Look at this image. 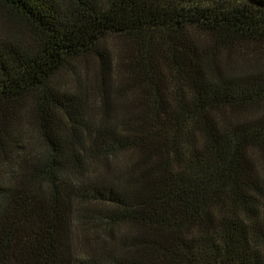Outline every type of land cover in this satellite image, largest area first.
I'll use <instances>...</instances> for the list:
<instances>
[{
    "label": "trees",
    "instance_id": "16d2710c",
    "mask_svg": "<svg viewBox=\"0 0 264 264\" xmlns=\"http://www.w3.org/2000/svg\"><path fill=\"white\" fill-rule=\"evenodd\" d=\"M0 264H264V0H0Z\"/></svg>",
    "mask_w": 264,
    "mask_h": 264
}]
</instances>
